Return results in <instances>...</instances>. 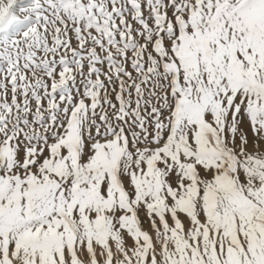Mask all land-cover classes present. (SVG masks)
Masks as SVG:
<instances>
[{
  "label": "snow or ice",
  "instance_id": "1",
  "mask_svg": "<svg viewBox=\"0 0 264 264\" xmlns=\"http://www.w3.org/2000/svg\"><path fill=\"white\" fill-rule=\"evenodd\" d=\"M0 264H264V0H0Z\"/></svg>",
  "mask_w": 264,
  "mask_h": 264
}]
</instances>
